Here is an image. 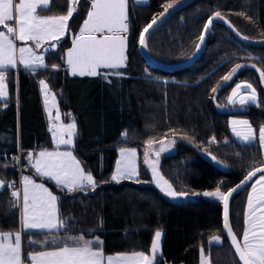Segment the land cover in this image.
<instances>
[{
	"label": "trees",
	"instance_id": "trees-1",
	"mask_svg": "<svg viewBox=\"0 0 264 264\" xmlns=\"http://www.w3.org/2000/svg\"><path fill=\"white\" fill-rule=\"evenodd\" d=\"M179 1L148 0L143 5L128 1L127 66L119 69L122 76L76 77L66 68V52L90 10L89 0H79L69 21V34L59 41L56 51L46 55L47 68L19 70L17 76L8 73L9 99L0 102V180L6 185L17 180V167L11 159L20 152L23 176L43 183L58 196L59 214L70 225L60 234H25V257L31 252L54 249L53 240L63 242L68 236L80 235L86 239L98 237L103 241L105 255L148 253L155 232L160 231L161 257L156 264H199L201 249L210 256L211 264H240L224 239L221 203L202 198L170 201L153 186L144 152L149 139L157 141L153 148L161 140L170 144L158 170L178 193L191 195L215 191L217 187L226 192L262 166L259 143L235 142L228 117L247 118L258 133L264 126V78L244 70L229 85H222L223 77L238 64H251L264 72V47L241 45L216 24L202 56L191 67L176 72L148 67L139 54V35L164 10V4ZM67 9L68 0H51L50 10L41 13L60 15ZM216 12L243 37L264 39V0H199L175 14L150 37V56L167 65L185 61L193 54L207 19ZM41 80L57 95L60 112L74 117V154L96 179L95 191L69 194L38 177L25 162L28 152L51 148L38 89ZM238 81H247L256 89L260 106L226 114L221 109L226 108L228 93ZM125 131L127 139L122 136ZM213 137L216 143L211 142ZM121 148L137 150L140 182L111 180L117 150ZM202 151L209 156L203 158ZM249 188L230 201L229 219L238 239L245 228ZM12 205L8 189L0 191V232L15 233L20 229L18 208ZM212 236L221 237L222 244L208 247Z\"/></svg>",
	"mask_w": 264,
	"mask_h": 264
},
{
	"label": "snow or ice",
	"instance_id": "snow-or-ice-1",
	"mask_svg": "<svg viewBox=\"0 0 264 264\" xmlns=\"http://www.w3.org/2000/svg\"><path fill=\"white\" fill-rule=\"evenodd\" d=\"M90 10L87 13L78 35L72 38V47L66 53V64L73 76H89L107 78L110 75L122 76L119 69L127 66L128 46V0H89ZM71 6L66 14L41 15V12L50 10V0H0V101H7L8 89L5 73L17 69L22 65L27 71L47 68L45 57L37 53L35 49L44 48L45 52L55 50L58 42L69 34V21L77 11L76 5L79 0H70ZM172 4L163 5L164 12L161 17L167 14ZM224 20L220 12H216L209 18L204 33L208 32L214 19ZM11 22V23H10ZM157 23L155 18L141 31L138 43L141 48H147L146 34ZM6 30V31H5ZM248 39V37H244ZM204 35L200 36L203 42ZM17 41L23 42L26 46L17 45ZM56 42V43H50ZM58 70L59 66L53 65ZM241 65H236L230 73L223 77L224 81H231L233 75ZM253 67H255L253 65ZM101 69L110 71H101ZM259 71V70H258ZM264 78V72H260ZM44 93L45 105L48 107L49 118H52V108L56 109L55 121H60L59 108L56 104V96L50 92L48 83L40 81ZM247 95L241 96V90ZM216 92V88L212 89ZM237 97L239 100L237 101ZM239 103L259 105L256 89L251 84H236L231 96L230 104ZM70 115V114H68ZM231 131L237 138L246 143L258 142L264 148V126L258 129L253 127L249 120L231 121ZM52 133L54 144L57 150H43L34 158L32 153L27 155L31 167L35 169L38 177L53 181L62 191L71 194L74 192L95 191L97 181L91 174L86 172L80 161L70 150L74 148V139L77 136V125L74 119L68 124H52L49 129ZM175 132L176 130H172ZM127 139V131L122 133ZM187 138V137H185ZM157 141L149 139L146 141L147 148L144 152V163L151 169L153 181L160 190L169 197L184 196L185 193H178L172 184L159 172L156 163L149 159V152H152L158 159L161 152L169 145L161 140L159 150L153 148ZM216 143L215 137L211 140ZM69 150L60 151L61 146ZM120 159L116 163L115 173L111 180L120 182L122 179L135 180L140 182L137 168V150L135 148H122L119 153ZM17 159H19L17 157ZM216 159L215 156L212 157ZM264 173V167H257L250 171L243 184H247L256 174ZM103 182V181H101ZM258 185V187H257ZM12 189L13 207L19 208L20 222L24 231L29 230H59L66 229L70 225L59 214L58 196L55 195L43 183H37L30 176H23L22 188L15 182L6 185L0 180V191ZM235 188L223 192L219 187L215 191H206L205 197H212L223 202V228L230 237L235 253L242 264H264V175H261L251 185V195L247 200L245 213V229L241 238L233 232L229 219V199L232 197ZM199 195V193H196ZM162 233L156 231L150 253L133 252L131 254L105 255L101 241L98 237L95 240L85 239L83 235L68 236L66 241L51 243L55 246L51 251H36L29 253L26 257L22 251L21 231L0 232V264H156L160 253V240ZM214 242L220 243L219 237H213ZM30 243H37L30 241ZM48 243V242H45ZM201 264H211V258L205 257L201 249Z\"/></svg>",
	"mask_w": 264,
	"mask_h": 264
},
{
	"label": "water",
	"instance_id": "water-1",
	"mask_svg": "<svg viewBox=\"0 0 264 264\" xmlns=\"http://www.w3.org/2000/svg\"><path fill=\"white\" fill-rule=\"evenodd\" d=\"M197 1H199V0H181V1L177 2V3L172 4V7L168 9L167 14H165L163 17H161L160 14L163 13L164 10L161 13H159L155 17V19L157 20V23L155 25H153L152 29L149 30L150 34H146L147 44H148V41H149L150 37L157 30H159L170 18H172L175 14H177L181 10L187 8L188 6L192 5L193 3L197 2ZM208 20H209V18L207 19V21ZM207 21H206V23L204 25L203 30L205 29ZM216 24L221 25L222 27H224L228 31V33L238 43H240L241 45L249 46V47H262V46L264 47V39H247L246 40V39H244V37L242 35H240L235 30V28L226 19L220 20L219 18H216V19L213 20L212 24L210 26H208V32L207 33H204V31L202 30V34L204 35L203 42H201L200 39H199L198 44H197L193 54L188 59H186L185 61H183L181 63L167 65V64H162L160 62H157L150 56V54L148 52V48H146V49L145 48H141L140 45H139V54L142 57V59L145 61L146 65L148 67L152 68V69H155V70H159V71H162V72H176V71L187 69V68L191 67L193 64H195L200 59V57L202 56V54H203V52L205 50L206 42H207V40L209 38V35H210V32L212 30V27L214 25H216ZM244 70L253 71L257 75L260 76V71H258V69L256 67H253V65H251V64H243V65H241L240 68L237 69L236 73L233 75L232 80L231 81H224L222 87H226L227 85H229L235 79V77L240 72H242ZM237 110L238 109H229V108H222L221 109V111L226 113V114H233V113L237 112ZM260 167H264V165H262ZM247 175H245L236 185H234L232 188H230V189H233V188L236 189V191L233 192L232 197L234 195H236L237 193H239V192L245 190L246 188L250 187V185L258 177H260L261 175H264V173L258 172L256 174V176H254L252 178V180L249 181L247 184H243V186L237 187L238 185H242V182L245 180ZM229 190H227V191H229ZM232 197H230V199H229V206H230V201H231ZM221 213H222V232L224 234V239L228 243V245L231 247V249L234 252L238 262L240 264H242V262L239 261L237 254L235 253L234 247H233V245L231 244V241H230V237L228 236L226 230L223 228V202H221Z\"/></svg>",
	"mask_w": 264,
	"mask_h": 264
},
{
	"label": "rangeland",
	"instance_id": "rangeland-1",
	"mask_svg": "<svg viewBox=\"0 0 264 264\" xmlns=\"http://www.w3.org/2000/svg\"><path fill=\"white\" fill-rule=\"evenodd\" d=\"M133 2L135 3V4H140V5H143V4H147L148 3V0H133ZM11 23V22H10ZM17 43V45H18V47L19 46H26L23 42H20V41H17L16 42ZM50 43H56V42H50ZM59 43V42H58ZM27 46H32L33 48H34V50L35 51H37V53L38 54H40V55H43L44 57H45V63H46V55L50 52V51H48V52H45L44 51V48H47L48 47V44L46 43L45 45H44V47L43 48H40V49H35V47H34V45H32V42H28V45ZM58 48V47H57ZM56 48V49H57ZM56 49L55 50H53V51H56ZM19 70H24V71H27V70H25L24 68H23V66L22 65H18V67H17V69H15V70H9V71H7L6 73H5V75H6V83H7V89H8V98H7V101H8V99H9V75H8V73L9 72H13V73H16V72H18ZM38 70V69H37ZM45 81V80H44ZM46 82V81H45ZM250 84L249 82H247V81H238V82H236L233 86H232V88L230 89V91H229V93H228V96H227V98H226V104H229V105H232V104H230L229 103V97L231 96V93H232V91H233V89L235 88V85L236 84ZM254 88V87H253ZM38 89H39V93H40V97H41V101H42V106L44 107V109H45V111L48 113V107L51 105V101H49V105L48 106H46L45 105V102H44V93H43V90H42V86H41V84H40V82H39V84H38ZM50 92L52 93V94H54L55 96H56V104H57V106H58V100H57V95L54 93V92H52L51 90H50ZM257 92V91H256ZM240 95L241 96H246L247 95V93L242 89L241 90V93H240ZM258 95V94H257ZM239 100V97H237V101ZM258 101H259V98H258ZM236 104H239L238 102L236 103ZM256 106V105H255ZM59 108V107H58ZM234 108V107H233ZM59 114H60V117H61V120L60 121H56V123L55 124H57V125H59V124H61V123H63V124H68V123H70L71 121H72V119H73V116L70 114V115H68V114H61L60 113V110H59ZM56 115V109L55 108H52V116H55ZM233 119H236V120H244V119H246V120H248L247 118H245V117H242V116H238V115H232V116H229L228 117V128H229V130H230V132H231V137H233L232 139H234V140H236V141H238V142H240V143H242V144H252V143H246V142H244V141H242V140H240L239 138H237L236 136H235V134L231 131V128H232V125H231V121L233 120ZM257 135H258V133H257ZM51 137H52V139H53V136H52V133H51ZM74 144H75V139H74ZM259 146H260V150L262 151V153H263V155H264V148H262L261 147V145L259 144ZM161 147V145H160V143H159V146L157 147V148H154V149H156V150H159V148ZM60 151H64V150H69V149H67L66 148V146H61L60 147V149H59ZM70 150H72L73 151V148L72 149H70ZM119 153H120V150L118 151V156H117V158H116V161H115V164H114V168H113V174L115 173V168H116V163H117V161L120 159V156H119ZM73 154H74V152H73ZM160 154H162V156H165V152L163 151V152H161ZM75 155V154H74ZM161 156V155H160ZM201 156L203 157V158H207L208 156H209V154L207 153V152H204V151H202V153H201ZM156 157L154 156V154L152 153H150L149 154V159H150V161L152 162V161H154V163H156V159H155ZM22 159V158H21ZM81 164V163H80ZM81 166H82V164H81ZM137 166H138V163H137ZM146 166V165H145ZM83 167V166H82ZM139 168V167H138ZM146 168H147V166H146ZM148 169V168H147ZM139 170V169H138ZM152 184H153V186H155L166 198H168L169 200H178V201H184V200H194V199H198V198H202V199H206V200H215V201H218V202H222V201H220V200H217V199H215V198H212V197H205V196H203V193L204 192H201V193H199V195H196V194H193V195H191V194H186V195H184V196H178L177 198H174V197H169V196H167L164 192H162L161 190H160V187H158L157 185H156V183L152 180ZM18 210H19V213H20V209L18 208ZM162 233V232H161ZM242 236V235H241ZM213 237H219V236H212L210 239H209V241H208V247H213V246H220L221 244H222V238L221 237H219L220 238V243H216V242H214V240H213ZM154 238H155V236H154ZM154 238H153V240H152V243H153V241H154ZM241 238V237H240ZM161 240H162V235H161ZM161 240H160V253H161ZM152 245V244H151ZM150 248H151V246H150ZM150 253V250H149V252L148 253H145V254H149ZM117 255V254H116ZM159 257H161V255H159L158 257H157V259L159 258ZM205 257H209L207 254H205ZM199 264H201V251H200V253H199Z\"/></svg>",
	"mask_w": 264,
	"mask_h": 264
},
{
	"label": "crops",
	"instance_id": "crops-1",
	"mask_svg": "<svg viewBox=\"0 0 264 264\" xmlns=\"http://www.w3.org/2000/svg\"><path fill=\"white\" fill-rule=\"evenodd\" d=\"M129 1V0H128ZM133 4H135L134 2H133V0H130ZM50 3H51V0H50ZM135 5H140V4H135ZM71 6V4H70V0H68V8ZM76 8H77V5H76ZM41 15H46V14H44V13H40ZM82 27V26H81ZM6 31V30H5ZM65 37V36H64ZM73 46V45H72ZM67 53V52H66ZM65 61H66V56H65ZM65 64H66V62H65ZM66 68L68 69V66H67V64H66ZM68 72H69V74L71 75V72H70V70H68ZM15 76H17V72L15 73ZM71 76H73V75H71ZM76 77H81V76H76ZM84 77V76H83ZM0 102H2V103H4V102H6V101H0ZM226 106V108H229V109H241V108H245V107H248V106H255V105H253V104H245V105H243V106H241L240 104H232V105H229V104H225ZM234 107V108H233ZM43 110H44V113H45V116H46V119H47V122H48V132H49V134H50V139H51V148L50 149H41V150H37V151H30V152H28V154L29 153H32L33 154V157L35 158L37 155H38V153L40 152V151H43V150H48V151H54V150H57L56 149V147H55V144H54V140L52 139V137H51V132L49 131V129L52 127V124L53 123H56V121L54 120V117L55 116H52V118L50 119L49 118V115H48V113L45 111V109H44V107H43ZM61 113V112H60ZM62 114V113H61ZM66 114H68V113H66ZM232 116V115H231ZM73 119H74V117H73ZM230 131V130H229ZM230 134H231V132H230ZM232 136V135H231ZM233 138V137H232ZM234 140V139H233ZM235 142H237V143H240V142H238V141H236V140H234ZM240 144H242V143H240ZM245 145H247V144H245ZM122 149V148H121ZM120 149H118L117 150V156H118V151H119ZM73 152H74V150H73ZM165 153H167V151L165 150L164 151ZM152 154V152H149V154ZM27 154V155H28ZM138 154V153H137ZM27 155H26V157H25V162H26V164H27V166L28 167H30L34 172H35V169L34 168H32L31 167V164H30V162L28 161V159H27ZM161 155V156H160ZM159 155V158L157 159V158H155L156 159V166H157V168H158V166H159V163H160V159L163 157L162 156V154H160ZM261 155H262V160H263V165H264V155H263V153H262V151H261ZM152 162H154V161H152ZM137 163H138V166H137V168L139 167V156H137ZM146 166H147V168H148V170L150 171V175H151V169L148 167V165L147 164H145ZM151 178H152V175H151ZM259 178V177H258ZM257 178V179H258ZM256 179V180H257ZM153 180V179H152ZM255 180V181H256ZM50 181V180H49ZM254 181V182H255ZM52 183H54L53 181H51ZM254 182L252 183V184H254ZM37 183H41V182H37ZM55 184V183H54ZM251 184V185H252ZM257 187H258V185H257ZM22 188V187H21ZM251 195V186H250V188L248 189V191H247V196H246V206H247V200H248V197ZM175 198H177V197H175ZM170 201H173V202H179L178 200H170ZM246 206H245V212H244V222H245V213H246V210H247V208H246ZM18 212H19V210H18ZM19 231H21V233H22V251H23V236L25 235V234H29V233H43V234H49V235H52V234H60V233H62L63 232V229H59V230H53V231H48V230H29V231H24L23 229H22V226H21V222H20V213H19ZM245 229V228H244ZM86 239V238H85ZM89 240H95V239H89ZM51 250H54V249H49V250H43V251H51ZM24 255V254H23ZM107 256V255H106Z\"/></svg>",
	"mask_w": 264,
	"mask_h": 264
},
{
	"label": "built area",
	"instance_id": "built-area-1",
	"mask_svg": "<svg viewBox=\"0 0 264 264\" xmlns=\"http://www.w3.org/2000/svg\"><path fill=\"white\" fill-rule=\"evenodd\" d=\"M17 157L19 158V159H17ZM12 162L16 165V167H17V172H18V177H17V180L16 181H13V182H15L16 184H17V186L19 187V188H21L22 187V178H23V174H22V161H21V154H20V152H18V154L15 156V157H12ZM13 182H11V183H13ZM10 183V184H11ZM8 191L11 193V191H12V189H8Z\"/></svg>",
	"mask_w": 264,
	"mask_h": 264
}]
</instances>
